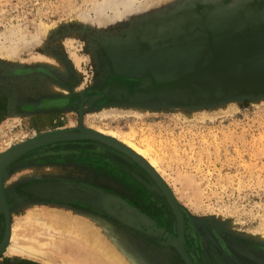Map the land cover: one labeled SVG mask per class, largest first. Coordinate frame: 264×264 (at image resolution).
<instances>
[{"label": "rangeland", "instance_id": "rangeland-1", "mask_svg": "<svg viewBox=\"0 0 264 264\" xmlns=\"http://www.w3.org/2000/svg\"><path fill=\"white\" fill-rule=\"evenodd\" d=\"M119 1L0 0V151L49 130L133 135L181 208L195 264H264V0ZM5 177L11 220L37 210L62 228L51 216L71 211L130 264H186L167 243L178 220L162 189L108 144H47ZM54 236L42 254L1 251L0 264L75 259V233Z\"/></svg>", "mask_w": 264, "mask_h": 264}, {"label": "bare ground", "instance_id": "bare-ground-1", "mask_svg": "<svg viewBox=\"0 0 264 264\" xmlns=\"http://www.w3.org/2000/svg\"><path fill=\"white\" fill-rule=\"evenodd\" d=\"M128 1L126 0V2ZM118 2L123 3L119 0ZM131 2L129 3L131 4ZM115 4L117 5V3ZM132 5L133 4L129 6L127 5L126 8L129 9L131 8ZM112 6H115V5H112ZM120 15L121 14H119V16ZM7 52L8 54L6 55L8 56L10 55L9 58H13V55H12L13 53H11L10 51H7ZM5 53H1V54H5ZM14 53H17V52H14ZM42 58L48 60V57L46 56H42ZM60 89L65 90L64 88H60ZM120 112H121L120 109L112 110V113H120ZM53 128L55 127H52V129ZM62 131H66V129L49 130L46 132L44 131L40 134H36V136L30 140H27V139L26 141L22 140V142H19L13 145H12V142H10L8 146L11 145L12 148L8 147L9 149L7 150L4 149L0 151V209L4 210V211H1V214L4 217V223H3L4 227L0 231V250L4 252L11 250L12 252H15V253H23V254H28V255H38L39 253L42 254L45 252L44 247H48V245H52V241L56 239L54 234L62 233V232L65 233V231L67 232L71 231L72 233H75V236H76L75 238L78 239V242L81 243V247H77L75 259L73 260L69 259L68 263L67 262H64V263L66 264H130L129 262L125 260V258L120 254L118 250H116L112 245L108 244L106 241L103 240V237L105 235L103 236V232L100 229H98V225L93 223L89 218L85 216H81L79 214L72 213L71 211L68 212L64 210H58V211L56 210L55 214L51 216L52 217L51 219L56 218V219H59V221L63 223L62 225L63 231H62V228H58L52 224L53 220L52 222L49 220L46 221V219L44 220V218L41 215L43 214V212H40L37 210H33V211L31 210V212H29L28 214L16 216L14 220H11L10 227H7L5 211L8 210L9 215L11 212L9 209V202H8V195H7L8 185H7L6 179L4 180V178H6L5 177L6 165L10 164L9 162H11L18 155L28 150V148L32 146L33 144H37L38 142L45 141L49 138H52L57 133L62 132ZM68 131H71V130H68ZM86 132L88 133L94 132L95 136L102 137L104 139L107 138L106 140H110V139L114 140L115 141L114 144H118L119 146H121L127 152H130V153H126L122 150H119V151L126 154L128 157L133 159L138 165H140L143 169L147 171V169L143 167L139 163V161H137V159L143 162L147 166V168H149L154 174H156L169 187V185L165 181L163 173L160 171L157 159L153 155L151 147L148 145L149 143L148 144L139 143L136 141L137 139L135 140V137L133 135H123L115 130H109V129L104 130L100 128V129H93V130L89 129ZM33 140L34 142H30ZM148 173L151 175L150 172ZM151 177L154 179L152 175ZM42 219L44 221V224L40 223L41 222L40 220ZM183 225H184V222H183ZM174 237L176 238L174 240L172 239L174 243L177 246H179V248L182 247L185 253L187 254L188 258L190 259L191 263L195 264L194 259L188 253L186 249L185 240H184V231H182V235L180 236V238L178 235ZM49 240L51 242H49Z\"/></svg>", "mask_w": 264, "mask_h": 264}, {"label": "water", "instance_id": "water-1", "mask_svg": "<svg viewBox=\"0 0 264 264\" xmlns=\"http://www.w3.org/2000/svg\"><path fill=\"white\" fill-rule=\"evenodd\" d=\"M88 130H71V131H62V132H59L57 133L55 136H53L52 138H49L45 141H41V142H38L37 144H33L32 146H30L28 148V150H26L25 152H23L22 154L18 155L16 158H14L11 162H9L10 164L13 163L17 158H19L20 156L24 155L25 153L31 151V150H34V149H37L39 147H42L44 145H47V144H51V143H54V142H57V141H62V140H74V139H94V140H97V141H100V142H103L105 144H108L110 145L111 147H114L118 150H122L126 153H130V152H127L124 148H122L121 146H119L118 144H114L115 141L110 139V140H106L102 137H98V136H95L94 132L92 133H88L86 132ZM42 139V138H41ZM109 139V138H108ZM30 142H34L33 141H30ZM136 159V158H135ZM137 161H139V163L145 167L147 169L148 172L151 173V175L154 177L156 183L160 186V188L162 189L163 193L165 194V196L167 197L176 217H177V220H178V236L180 238V236L182 235V231H184V225H183V215H182V212H181V208L178 204V202L175 200V197L174 195L172 194L171 192V189L156 175L154 174L149 168H147V166L141 162L140 160L137 159ZM10 164H7L6 165V168H5V171L7 170V168L9 167ZM123 202L120 201L119 199L115 198V197H106L102 202H101V206L103 208H105L109 213H112L114 215H116L117 217H120V218H123L125 221H127L129 224H132V225H135V220L131 217V215L129 214L128 210L126 208H124L123 210H119V207L120 205L122 204ZM1 211H4V210H1L0 209V214H1ZM6 213V223H7V227H10V224H11V215H9L8 213V210L5 211ZM183 228V229H182ZM176 239L174 236H171L167 243L169 245H172L177 251L178 253L182 256V258L184 259V261L186 262V264H192L190 259L188 258L187 254L185 253V251L183 250V248H179V246H177L173 240ZM2 250H0L1 252Z\"/></svg>", "mask_w": 264, "mask_h": 264}, {"label": "flooded vegetation", "instance_id": "flooded-vegetation-1", "mask_svg": "<svg viewBox=\"0 0 264 264\" xmlns=\"http://www.w3.org/2000/svg\"><path fill=\"white\" fill-rule=\"evenodd\" d=\"M263 80H264V79H263ZM261 83H264V81H263V82H261ZM261 83H257V84H259V85H260ZM261 85H264V84H261Z\"/></svg>", "mask_w": 264, "mask_h": 264}]
</instances>
